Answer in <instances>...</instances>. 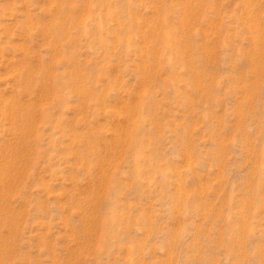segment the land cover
<instances>
[{"label": "rangeland", "instance_id": "1", "mask_svg": "<svg viewBox=\"0 0 264 264\" xmlns=\"http://www.w3.org/2000/svg\"><path fill=\"white\" fill-rule=\"evenodd\" d=\"M0 264H264V0H0Z\"/></svg>", "mask_w": 264, "mask_h": 264}]
</instances>
